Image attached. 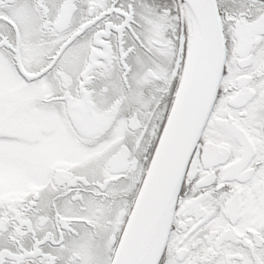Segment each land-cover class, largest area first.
<instances>
[{
	"label": "snow or ice",
	"instance_id": "obj_1",
	"mask_svg": "<svg viewBox=\"0 0 264 264\" xmlns=\"http://www.w3.org/2000/svg\"><path fill=\"white\" fill-rule=\"evenodd\" d=\"M0 264H264V0H0Z\"/></svg>",
	"mask_w": 264,
	"mask_h": 264
}]
</instances>
